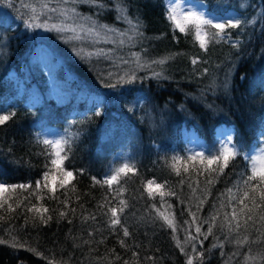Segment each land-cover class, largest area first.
<instances>
[{"label": "trees", "instance_id": "trees-1", "mask_svg": "<svg viewBox=\"0 0 264 264\" xmlns=\"http://www.w3.org/2000/svg\"><path fill=\"white\" fill-rule=\"evenodd\" d=\"M181 1L184 0H178ZM102 2L103 9L87 0H81L75 7L82 17L119 32L128 31L131 26L118 18L114 0ZM166 2L124 0L127 15L133 23L139 21L142 36L117 47L104 42L95 45L82 41L66 43L69 33L61 38L55 32L26 29L22 17H27L21 10V0H12V7L7 5V0H0V111L15 112L11 120L0 125V181L9 185L31 182L35 186V181L48 171L45 164L49 160L37 136L43 139L46 129L79 134L64 162V167L73 171L75 179L63 188L56 184L55 196L59 199L37 201L34 196L29 197L31 189H17L16 193L6 194L11 196L8 202L15 211L8 213L5 205V209L0 210L5 221H0V225L4 228L14 225L13 234L41 255L0 244V264H49V259L54 264H109L110 261L123 264L124 260H134L132 251L139 254L142 264H153L151 260H144L147 256L154 257L155 264H186L187 256L176 246L172 229L157 216L156 209L174 214L178 226L184 225L185 220L190 221L188 177L198 180L203 187L205 176H197L191 162L187 174L181 166V176H177L169 164L172 156L188 154L185 131L194 134L211 150L218 147L223 127L232 129L233 142L242 143L245 152L260 147L259 138L264 132V0H207L209 10L216 15H231L243 22H252L242 23L241 28L227 29L230 38L209 43L207 51L200 48L192 35L179 30L173 32L166 15ZM52 22L58 23L59 18L54 17ZM236 42L238 47L233 46ZM73 44L84 47L85 51L111 50L114 59L122 57L129 62L120 61L114 66L112 60L102 57L82 60L74 53ZM45 49L52 62L59 64L58 72L68 78L70 85H79L91 96L128 101L139 93L141 105L130 110L113 102L106 106L98 104V107L77 98L64 102L60 100L61 89L48 95L33 74H26L34 52ZM132 53H138L142 61L149 63L162 57L172 58L164 65L151 64V67L137 69ZM193 59L198 63L193 64ZM153 69L162 71L163 78H154ZM132 71L136 76L133 83L121 84L115 89L106 87L107 83L115 82L116 74ZM109 72L113 73L112 81L107 79ZM46 77L49 79L47 74ZM32 90L38 94V101L32 100ZM126 162L136 166V174H129L126 184L121 181L126 188L123 198L128 207L120 219L127 226L129 237L123 236L120 225L111 228L108 224L110 213L105 215L107 209L98 207L105 198L117 204L112 199L114 193L106 184L94 183L92 179L103 181L110 169ZM247 167L248 162L242 156L229 163L211 187V195L199 214L201 217L208 216L213 203H219L217 198ZM79 170H83L82 175ZM182 178L185 183L181 186ZM149 180L166 182L164 190L171 189L177 195L165 196L166 204L161 208L160 197L150 199L144 190ZM73 186L75 192L70 191ZM115 187L118 185H113ZM65 192L69 207L75 208L76 213L73 215L69 211L67 218H60L59 212L66 210L62 203ZM18 201H22L20 207H16ZM32 204L48 208L46 215L52 219L47 224H41L38 217L33 219L34 213L26 211V206ZM168 204L171 208H167ZM90 214L95 215V221L82 219ZM8 216L12 219L8 220ZM90 231L92 236L88 235ZM215 231L220 240H224L223 234ZM175 235L184 241V231ZM243 235L255 239L259 233L250 225L248 233L241 229V237ZM0 238L9 239L2 231ZM86 240L91 243L85 244ZM120 240L128 247H121ZM216 242L215 236H209L202 248L197 243V250L204 253L203 264H226L227 257L237 250L235 245L226 242L222 256L219 247H212ZM250 247L255 254L264 250V243ZM185 251L192 254L191 243L185 245ZM240 251H247V247ZM116 255L121 259L116 260ZM242 260L243 254L234 258L233 264H241Z\"/></svg>", "mask_w": 264, "mask_h": 264}, {"label": "snow or ice", "instance_id": "snow-or-ice-1", "mask_svg": "<svg viewBox=\"0 0 264 264\" xmlns=\"http://www.w3.org/2000/svg\"><path fill=\"white\" fill-rule=\"evenodd\" d=\"M80 2L81 0H21V10L24 11L27 17L26 19L22 17V19L26 29H43L47 32H55L61 38H64V34L66 33L71 34L65 39L66 43L82 41L95 45L96 43L104 42L112 43L117 45V47H123L125 43L131 42L137 36H142L139 21L137 20L133 23L128 17L124 0H114V5L118 18L125 20L131 26L126 32H119V30L111 28L108 25L99 24L91 20V18L82 17L75 7ZM87 2L101 9L105 7L102 0H87ZM53 4H55V7H53ZM7 5L12 7V0H7ZM243 6L245 4L242 2ZM166 15L173 24V32L179 30V32L185 35H192L200 48L205 51H207L209 43H219L222 40L229 39L227 29H237L242 27V23H252L251 21L243 22L240 18L231 15L223 16L214 14L209 10L207 0H199L198 4L192 7H184L183 3L178 2V0H167ZM54 17L59 18L58 23H50ZM113 37L119 38L115 39ZM72 46L74 53L82 60L90 61L94 56L97 58L102 57L112 60L114 66H118V62L120 61L125 64L129 62L122 57L114 59L111 50L105 51L104 49H97L95 51H85L84 47H77L75 44ZM233 46L238 47V42L233 43ZM132 56L135 58L137 69L151 67V64L164 65L172 58L162 57L149 63L142 61L138 53H132ZM192 63L196 64L198 60L193 59ZM152 74L156 79L163 78L162 71L157 72L153 69ZM107 79L112 81V72L108 73ZM135 80L136 76L134 71L125 72L123 75L116 74L115 82L107 83L106 87L115 89L121 84L133 83ZM96 115H101V113L96 112ZM14 116V111H0V125H4ZM78 135V133H69L65 130V133L56 139H41L37 136V142L45 146L47 156L49 157L48 163L45 164V168L48 171L43 173L41 179L35 181V186L31 182L27 184L9 185L0 181V210H4L5 205H7L6 211L8 213L15 211L13 205L8 202L11 196L6 194L16 193L17 189L22 191L31 189L29 197L34 196L37 201L45 198L59 199L55 196L56 186L51 181L58 174L60 178L59 187L63 188L75 179L73 171L67 170L64 167V162L69 158L72 144L78 138ZM259 143L260 147L253 149L251 152H245L242 143L233 142L232 134L230 133L219 143V146L215 150L202 147L198 151L189 150L185 156H172L169 167L177 176H181V166L183 167L184 173L187 174L189 172L190 162L192 163V171L197 176H205L203 187H201L198 180H193L191 176L188 177L190 181L188 188L191 190V195L189 197L190 202L187 212L191 220L184 221L186 227L184 225H177L174 214L166 210L161 211L160 209H156L157 216L163 220L167 227L172 229L176 246L187 256L186 264H194V259L196 264H203L204 253L197 250V243L202 248L203 241L207 240L209 236H215L217 242L212 247H219L222 256L224 255L223 248L226 242L235 245L237 250L233 251L227 257L226 264H233V259L240 257L241 254H243L241 264H264V250L253 254L250 247L251 244L264 243V231H262L264 229V132L261 133ZM238 156H242L248 162L246 171L241 172L233 185L227 188L224 193H221L220 197L217 198L219 203H213L208 216L201 217L199 214L203 211V207L211 195V187L224 174L229 163ZM197 164L199 167L196 166ZM79 174L82 175L83 170H79ZM129 174H136V166L133 163L126 162L120 167L110 169V172L103 181H99L95 177L92 178L94 183L106 184L110 191L114 193L112 199L116 200L117 204L113 205L110 200L105 198V202L101 203L98 207L107 209L104 214L108 215L110 213L108 219L109 226L115 229L117 225H120L124 237L130 236L127 226L122 224L120 219V215L128 207V202L123 198V193L126 191L124 184L130 178ZM122 180L124 184L121 183ZM184 183L185 180L182 178L180 180L181 186ZM194 184L195 186H193ZM113 185H118V187L113 188ZM165 187L166 182L156 183L155 180H149L144 185V190L150 199L154 200L157 195L160 197L161 208H164L166 204L164 200L165 196L177 195L171 189L165 191ZM70 191L75 192V186ZM63 195L65 196V200L62 203L66 210H61L59 217L67 218L69 211L74 215L76 209L69 207L67 192L63 193ZM24 199H28V197H24ZM21 203L22 201H18L16 207H20ZM181 203H184V201H181ZM81 207L83 206L81 205ZM153 208H155V205H153ZM167 208H171V205L168 204ZM227 209H230V211ZM26 211L34 213L32 218L36 219L38 217L41 224H47L52 219V216L46 215L49 210L43 205L39 207L35 204H32L30 207L26 206ZM7 219L11 220L12 217L8 216ZM82 219L84 221L88 219L95 221V215L90 214V216L82 217ZM0 221H5V216L0 215ZM27 222L28 218L26 217L25 223L27 224ZM68 222L71 223L72 220L69 219ZM205 225H207L206 229L204 228ZM250 225L259 235L255 239H251L249 235H243L241 237V229L245 233H248ZM14 230V225L9 224L6 228L0 225V231L7 233L9 237L7 240L0 238V244H7L12 248H23L24 250L41 255L35 248L27 245L26 241L21 242L13 234ZM215 230H219L223 234L224 240H220ZM178 231L185 232L184 241H181L175 235ZM88 235L92 236L93 233L90 231ZM201 237L203 239H200ZM84 243L90 244L91 241L86 240ZM188 243H191L192 254L185 251V245ZM120 245L123 248L128 247L124 240H120ZM245 247H247V251L241 253L240 250ZM132 257L134 258L133 261L124 260L123 264H142L139 254L136 251H132ZM45 259L48 258L45 257ZM101 259L104 258L102 257ZM115 259L119 260L121 258L119 255H116ZM144 260H151L155 264V258L152 256H147ZM49 264H54V261L49 259ZM109 264H111V261Z\"/></svg>", "mask_w": 264, "mask_h": 264}, {"label": "rangeland", "instance_id": "rangeland-1", "mask_svg": "<svg viewBox=\"0 0 264 264\" xmlns=\"http://www.w3.org/2000/svg\"><path fill=\"white\" fill-rule=\"evenodd\" d=\"M180 3H183L184 7H192L198 3L192 2L190 0H184ZM167 6V2H166ZM169 20V19H168ZM172 24V22L170 21ZM173 25V24H172ZM50 54L47 52V50H42L41 52H34L33 56L31 57L29 66L26 68V74H33L40 85L43 86L46 93L49 95H52L51 93L57 91L58 89H61L62 96L60 97L61 101H68L73 98L81 99L83 102L87 101L88 105H91L95 102V97L88 94V92L79 86H72L69 84L68 78H65V75H60L58 72L59 70V64L52 62V59L50 58ZM46 74L49 77V81H46ZM54 83L57 84L56 87H54ZM32 93V100L38 101L39 97L35 90L31 91ZM139 98H134L132 100L122 99L115 97L114 103H116L119 106L127 107L130 110H134L138 108V106L141 105V102H138ZM231 133L230 131H228ZM221 136L219 137L218 142L220 143L225 137H227L229 134L227 132L224 133V129L221 130ZM61 135H63L61 132H59L56 129H46L43 131V137L49 138V139H56L59 138ZM184 137L186 139L188 152L189 150H200L202 147H206L194 134H189L187 132L184 133ZM218 143V146H219ZM207 148V147H206ZM55 171V170H54ZM55 186L56 184L59 185L60 178L59 175L56 174L54 178L51 181Z\"/></svg>", "mask_w": 264, "mask_h": 264}, {"label": "bare ground", "instance_id": "bare-ground-1", "mask_svg": "<svg viewBox=\"0 0 264 264\" xmlns=\"http://www.w3.org/2000/svg\"><path fill=\"white\" fill-rule=\"evenodd\" d=\"M75 86H79V85H75ZM79 87H80V86H79ZM80 88H82V87H80ZM136 94H139V93H136ZM185 132H186V131H185ZM185 132H184V133H185ZM184 139H185V137H184ZM185 141H186V139H185Z\"/></svg>", "mask_w": 264, "mask_h": 264}]
</instances>
